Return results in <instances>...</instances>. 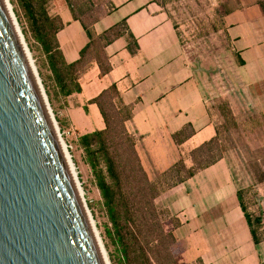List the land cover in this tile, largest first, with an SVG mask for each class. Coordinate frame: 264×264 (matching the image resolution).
<instances>
[{"label":"crops","instance_id":"0c3cea01","mask_svg":"<svg viewBox=\"0 0 264 264\" xmlns=\"http://www.w3.org/2000/svg\"><path fill=\"white\" fill-rule=\"evenodd\" d=\"M107 3L108 11L86 30L62 1L56 2L65 24L58 41L68 64L77 62L96 36L120 24L126 29L104 48L101 61H93L82 74V93L65 99L70 103L79 98L80 109L68 111L62 122L78 130V138L103 130L98 107L90 101L115 85L122 105L133 108V118L126 127L137 137L136 149L145 170L162 174L182 161L191 168V152L216 137L217 129L172 13L162 0ZM219 3L230 49L232 91L240 90L264 118V0ZM76 23L81 25V40L64 35ZM130 37L134 41L131 47ZM102 67L107 73L99 72ZM234 106L239 109L237 103ZM187 127L193 133L191 138L174 143L173 138ZM161 134L169 140V166L162 163L160 142L153 138ZM238 192L234 174L223 159L162 195L163 205L181 222L173 230L178 264H262Z\"/></svg>","mask_w":264,"mask_h":264},{"label":"rangeland","instance_id":"374dc122","mask_svg":"<svg viewBox=\"0 0 264 264\" xmlns=\"http://www.w3.org/2000/svg\"><path fill=\"white\" fill-rule=\"evenodd\" d=\"M5 1L40 89L43 95L45 94L44 98L52 113L54 125L57 126L61 134V129L65 125H61L60 122L66 118L68 111L76 112L80 109L77 106L80 99L77 98V102L71 100L68 103L57 95L46 55L33 38L18 0ZM72 1L78 16L87 24L88 28H91L109 9L108 0ZM162 3L170 10L176 21L182 44L198 73L197 80L204 90L210 113L220 137L212 152L204 155H192L195 161L194 169L198 168L201 161L209 155H212V157L220 155L228 162L237 181L243 204L252 220L253 229L257 233L258 249L262 257V264H264V118L249 104L240 90L232 91L234 86L230 76V49L223 32L221 5L219 0H162ZM125 31V27L120 25L115 33L120 34ZM81 32V25L76 23L64 35L79 36L81 40ZM109 38L99 37L94 40L97 43L96 51L100 58L102 57L100 51ZM103 69L105 68L103 67ZM99 72L103 73L104 70ZM82 74L83 71L78 74L79 77H82ZM114 101L115 109L119 112L123 107L117 99ZM233 101L235 104L237 103L239 109L235 108ZM225 105H228L231 115L224 112ZM123 117L124 115L120 114L115 118L112 137H130L136 146L137 137H134L127 129L124 131L125 134L122 133L121 118ZM64 130L67 133L65 137H62V147L66 145V149L70 154L69 157L75 166L77 181L83 190L84 204L93 221L95 232L100 239L107 264H123V248L130 242V237L125 241L126 244L122 243L118 237L103 198L96 186L93 171L87 163V156L85 157V153L78 147V130L71 127ZM153 138L160 142L157 145L162 152V160L164 161L162 163L169 166L172 164V159L171 153L166 147V141L169 143L168 137L161 134L159 137ZM173 141L176 142L174 138ZM187 171L184 167L179 166L165 174L148 173L146 171L147 180L140 173L134 175L133 178L132 184L135 187L144 189L140 195L141 203L151 211L153 222L160 226V230L156 235L159 239L163 237V244L168 243L170 245L174 243L171 234L181 222L176 216L171 215L170 211L163 205L161 197L155 203L152 197L155 194L159 195L166 192L177 181L178 177H185ZM151 203H153L152 207L150 206ZM171 250L173 257L176 259L179 250L177 243L171 247Z\"/></svg>","mask_w":264,"mask_h":264},{"label":"water","instance_id":"95a60500","mask_svg":"<svg viewBox=\"0 0 264 264\" xmlns=\"http://www.w3.org/2000/svg\"><path fill=\"white\" fill-rule=\"evenodd\" d=\"M53 121L0 0V264H104Z\"/></svg>","mask_w":264,"mask_h":264},{"label":"trees","instance_id":"16d2710c","mask_svg":"<svg viewBox=\"0 0 264 264\" xmlns=\"http://www.w3.org/2000/svg\"><path fill=\"white\" fill-rule=\"evenodd\" d=\"M57 1L58 0H18L20 8L24 11V16L28 22L29 30L33 38L41 46L46 55L48 68L56 93L59 97L67 99L75 94L82 93L81 77H79L78 74L81 71L84 73L93 61H101L102 59L96 51L97 43L94 42V40L99 37L104 39L105 37H110L106 40L100 51V55L104 56V48L109 43L122 36L126 31L120 34L115 33V30L120 25L124 26V24H120L96 36L81 51L80 59L73 64H68L58 41V35L64 30L65 24L57 12ZM60 1L70 9L74 19L79 21L84 29H89L87 24L78 16L72 0ZM221 8L223 11L222 6ZM89 35L91 38V34ZM133 42L132 37H130V47ZM104 61L105 64L106 58ZM241 63L240 61L239 64ZM103 70V73H107L106 68L103 69L102 67V71ZM116 99L122 105L119 92L116 86L113 85L90 101L91 105H96L98 107L104 121V129L78 138V147L85 153V157L87 156V163L93 171L96 179V186L103 198L104 205L108 210L119 239L122 243H125L128 237H130V242L127 244L125 243L126 245L123 248V264H177L171 250V247L177 243L173 232L171 235H173L174 243L170 245H168V243L163 244V237L159 239L158 235H156L160 230V226L156 222H153V217L150 214L151 211L146 209L143 203H141L140 195L144 189L135 187V185L132 184L134 175L137 173H140L147 180L146 171L135 144L130 137H112L116 117L120 114L124 115V117L121 118L122 133L124 134L125 129H127L126 123L133 118V108L131 106L122 105L123 109L119 112L116 111L114 103ZM224 112L231 115L228 105L224 106ZM60 124H63V126L65 125L62 121ZM67 127L69 128V126L66 125L64 128L62 127L61 131H65L64 129ZM192 134L189 127H187L182 133L176 135L174 139L178 144H181L190 139ZM219 138V132L217 130L216 137L191 152L190 158L193 163L191 168H186L182 161L163 173H168L179 166L188 170L186 176L178 177L177 181L174 182L166 192L180 186L187 180L195 177L199 172L223 160V157L220 155L215 157L209 155L205 160L201 161L198 168L194 169L195 161L192 155H204L205 153L212 152L219 142ZM166 192H162L159 195L155 194V196L152 197L154 203ZM238 199L250 227L252 238L255 244L259 245L257 233L253 229L252 220L243 204L240 191L238 192ZM150 206L152 207L153 203H151ZM154 242L156 243L152 244Z\"/></svg>","mask_w":264,"mask_h":264},{"label":"bare ground","instance_id":"6f19581e","mask_svg":"<svg viewBox=\"0 0 264 264\" xmlns=\"http://www.w3.org/2000/svg\"><path fill=\"white\" fill-rule=\"evenodd\" d=\"M4 4H5V6H6V9H7L8 13H9L11 19H12V15L10 14V11H9V9H8V5H7V3H6L5 0H4ZM12 22H13V25H14V27H15L16 33H17V35H18V37H19L20 43H21V45H22V48H23V50H24V52H25V54H26V51H25V49H24V46H23V44H22V41H21V39H20V36H19V34H18V30H17V28H16V25H15L13 19H12ZM26 57H27V54H26ZM27 59H28V57H27ZM28 61H29V60H28ZM29 64H30V62H29ZM30 67H31V65H30ZM31 69H32V67H31ZM32 72H33V74H34V71H33V70H32ZM34 77H35V79H36L35 74H34ZM36 82H37V84H38L37 79H36ZM38 87H39V89H40L39 84H38ZM40 91H41V89H40ZM41 93H42V91H41ZM42 95H43V93H42ZM44 95H45V94H44ZM44 95H43V98H44ZM44 101H45V103H46V105H47V107H48V111H49V113H50V115H51V119H52V121H53L52 113H51L50 110H49V106H48V104H47L45 98H44ZM53 123L55 124L54 121H53ZM54 127H56L55 129H56V131H57V130H58V129H57V126L54 125ZM61 141H63V140L60 139V145H61V148H62V151H63L64 157H65V159H66V163H67V165H68V169H69V171H70V174H71L72 178L74 179V181H75V183H76V186H77V188H78L79 194L82 196V195H83V190L81 189V187H80V185H79V182L77 181V174H76V171H75V166H74L73 162L71 161V159H70V157H69L70 154H69L68 150L66 149V145H63V147H62V143H61ZM82 197H83V196H82ZM86 211H87V210H86ZM87 215H88V219H89V221H90V225H91L92 231H93V233H94V237H95V239H96V242H97V245H98V248H99V251H100V255H101V257H102V260L104 261V264H107L106 257H105V255H104V251H103V249H102V247H101V244H100V239L98 238V235H97V233L95 232V227H94L93 221H92V219H91V217H90V215H89L88 213H87Z\"/></svg>","mask_w":264,"mask_h":264},{"label":"built area","instance_id":"2783aa9c","mask_svg":"<svg viewBox=\"0 0 264 264\" xmlns=\"http://www.w3.org/2000/svg\"><path fill=\"white\" fill-rule=\"evenodd\" d=\"M58 132H59V136H60L61 140H63L62 137H65V134H66L67 132L63 131L61 134H60V130H58ZM68 134H69V133H68Z\"/></svg>","mask_w":264,"mask_h":264}]
</instances>
